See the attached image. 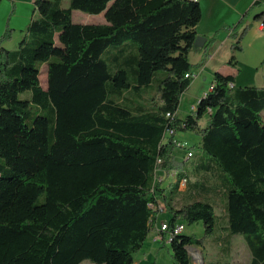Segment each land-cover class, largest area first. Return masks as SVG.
Here are the masks:
<instances>
[{"label":"trees","instance_id":"1","mask_svg":"<svg viewBox=\"0 0 264 264\" xmlns=\"http://www.w3.org/2000/svg\"><path fill=\"white\" fill-rule=\"evenodd\" d=\"M62 3L35 0L18 50L0 46V264H135L164 213L161 240L169 236L174 264H193L188 246L205 247L219 229L223 251L241 234L249 264H264V86H236L216 72L195 111L177 116L193 82L200 2ZM262 6L256 0L227 28L233 67L247 18L264 27ZM74 10L104 13L106 22L74 23ZM169 130L201 135L195 170L205 174L180 171ZM172 170L170 197L157 173ZM180 221L202 222L204 236L175 234Z\"/></svg>","mask_w":264,"mask_h":264},{"label":"rangeland","instance_id":"2","mask_svg":"<svg viewBox=\"0 0 264 264\" xmlns=\"http://www.w3.org/2000/svg\"><path fill=\"white\" fill-rule=\"evenodd\" d=\"M35 0H2L0 3V40L5 35L6 31L11 30V39H4L0 42V46L4 47L9 51H16L19 48L20 42L25 37L26 25H29L30 20H32V15L37 16V10L34 4ZM70 0H63L62 6L68 7ZM17 6V9H16ZM29 21V22H26ZM104 19L99 15H90L79 10L73 11V22L79 24H98L103 22ZM28 23V24H26ZM24 27H26L24 29ZM20 29H24L20 32ZM233 40L230 38V42L225 43L222 52L224 53L225 47L227 45L228 51H231L230 45H232ZM242 50L237 51L239 66L241 70L238 77L237 83L243 86H264V35L256 33L253 28H249L247 34L241 42ZM210 46H208L207 53L210 52ZM208 57V56H207ZM47 66L44 64L41 67L40 81L43 88H47ZM193 74L196 75L193 78V84L191 88L182 94L179 106V116L181 118H186L191 114V108L197 105L199 98L203 97L207 91H209L210 86L213 83V74L206 73L207 79L204 80L202 76L198 75V70L196 66H193ZM30 96V92H26L20 95L21 99H26ZM151 94H147V97ZM264 117V111H263ZM180 133V132H179ZM178 133V135H179ZM187 134H192L196 136L194 132H185ZM169 136V135H168ZM177 137V135H176ZM186 149L178 148L177 151L188 153L189 150L195 152V157L191 158L189 161H185L180 171H186L191 176L192 174L200 175L205 174L203 171L191 170L193 164L196 165L198 157L202 155L199 148L195 147L188 149L191 146H186ZM186 158V157H185ZM174 171L164 172L159 171L157 173V180L159 182H167L170 178V174ZM176 173V172H175ZM192 173V174H191ZM177 176L171 177L170 181L175 182ZM216 182L220 183V179L216 178ZM185 188V187H183ZM172 197V194L169 193ZM164 207V206H162ZM164 207V211H165ZM163 211V213H164ZM217 215L223 214L222 208L218 207L216 209ZM166 222H169L170 216L164 213ZM183 223L185 230L183 234L194 235L198 238L204 236L205 230L202 222L188 224ZM158 236L157 230L152 231L142 249L134 254L135 264H174L172 258L171 245L169 243V236L167 241H154ZM223 235L221 230L216 231L214 235L207 238L205 241V247L188 246V252L192 258L193 264H249L251 261V253L241 234H236L232 237L230 241V246L227 251H223L218 243L223 242ZM81 264H93L90 261H83Z\"/></svg>","mask_w":264,"mask_h":264},{"label":"crops","instance_id":"3","mask_svg":"<svg viewBox=\"0 0 264 264\" xmlns=\"http://www.w3.org/2000/svg\"><path fill=\"white\" fill-rule=\"evenodd\" d=\"M197 1L200 2L201 8H202V19L197 26L198 34L199 36L205 37L207 39L205 44H207L208 41L213 36H215L214 37L215 41L214 43H211V45H209L210 52L208 53V55L206 52V48H204L205 44L202 47L198 46L196 49H194L189 55L190 63L193 66L197 67L198 75L202 76L204 80L207 79V76L205 75L207 72L210 74H213V76L216 72H220L224 75H233L235 77V85L243 86L237 83V77L241 71L238 68L239 66L238 54L239 53L234 54L237 60V65L236 67H233L229 64L230 57L233 54L232 51L227 50L229 46L227 45V47H225L224 53L222 52V50H223L224 44L230 42L231 32L227 30V28L232 27L233 25L238 23L244 16V14L252 7V5L254 4L256 0H197ZM16 9H17V6H16ZM260 11H264V0H263V6L259 9H256L255 13H258ZM99 16H102L104 19V21L100 23H105L106 20L104 18V13L100 14ZM35 17L36 16L33 14L31 18L33 19ZM26 22H29V21H26ZM246 25H249L250 28H253L254 31H256V33L264 35V27L259 22L253 21V15H250L247 18ZM26 27H28V25H26ZM26 27H24V29ZM24 29H20V32ZM193 72L194 71L192 70V73ZM245 86H249V85H245ZM196 106L194 107V111H195ZM192 108H191V113L194 112ZM177 116L180 119H185V118H181L178 112H177ZM207 119H208L207 117H204L202 119L201 125L203 127L206 125ZM194 133H196V136L192 134L189 135L185 132H180L179 135L177 134L176 139L179 142L186 144V146L190 145V146H196L198 148L201 142V135L198 132H194ZM186 148L187 147H185V149ZM180 149H183V148H180ZM174 154L178 160H184V161H189L191 158L195 157V152H193L194 155L189 159L187 155L188 153H185L182 151L179 152L176 150ZM196 166L197 165L193 164L191 166V170L195 169ZM173 176H177L175 172L170 174V178L167 179V182H162L163 187L166 188L167 193L172 191L175 184L177 183L176 181L175 182L170 181L171 177ZM191 181H193L191 183H195L194 182L195 178L193 177ZM184 186L185 185H183V182H181L178 185V191L179 192L184 191V188H183ZM163 217H164V214L160 216L159 222L157 223L158 236L154 239V241H161L162 235L159 232V228L162 222H166L165 219H163Z\"/></svg>","mask_w":264,"mask_h":264},{"label":"built area","instance_id":"4","mask_svg":"<svg viewBox=\"0 0 264 264\" xmlns=\"http://www.w3.org/2000/svg\"><path fill=\"white\" fill-rule=\"evenodd\" d=\"M188 76H189V74L187 75V77ZM190 76L193 77V78L196 77V75H194V74H191ZM211 89H213L212 86H210V90ZM192 110L194 111V107L192 108ZM176 135L177 134H176L175 131L169 130V136H176ZM176 141H177V145H178L179 148L185 149L186 144H183V143L179 142L177 139H176ZM186 183H187V179H186L185 185H186ZM161 210L164 211V207H162ZM168 230H169V225L167 224V222H162L161 225H160V228H159V232L160 233L161 232H167ZM184 230H185V226L183 224H177L175 226V228H174V233L175 234H179V233H182ZM161 239H162V236H161Z\"/></svg>","mask_w":264,"mask_h":264},{"label":"water","instance_id":"5","mask_svg":"<svg viewBox=\"0 0 264 264\" xmlns=\"http://www.w3.org/2000/svg\"><path fill=\"white\" fill-rule=\"evenodd\" d=\"M206 41H207V39L205 37L199 36L197 38V40H196V45L202 47V46H204V44L206 43Z\"/></svg>","mask_w":264,"mask_h":264},{"label":"bare ground","instance_id":"6","mask_svg":"<svg viewBox=\"0 0 264 264\" xmlns=\"http://www.w3.org/2000/svg\"><path fill=\"white\" fill-rule=\"evenodd\" d=\"M187 155H188V159H189V158H191L193 156V153L189 152ZM182 182H183V185H185L186 179H184Z\"/></svg>","mask_w":264,"mask_h":264}]
</instances>
